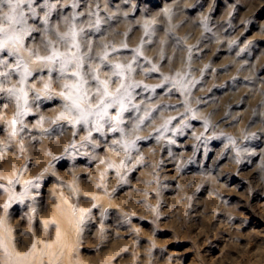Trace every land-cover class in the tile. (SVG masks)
Here are the masks:
<instances>
[{
    "label": "rangeland",
    "instance_id": "1",
    "mask_svg": "<svg viewBox=\"0 0 264 264\" xmlns=\"http://www.w3.org/2000/svg\"><path fill=\"white\" fill-rule=\"evenodd\" d=\"M0 264H264V0H0Z\"/></svg>",
    "mask_w": 264,
    "mask_h": 264
},
{
    "label": "snow or ice",
    "instance_id": "2",
    "mask_svg": "<svg viewBox=\"0 0 264 264\" xmlns=\"http://www.w3.org/2000/svg\"><path fill=\"white\" fill-rule=\"evenodd\" d=\"M9 18L11 19V17H9ZM137 51H138V50H137ZM45 59L51 61V60L54 59V56L46 57ZM121 67H122V66H121L120 64H116V65H115V68H116V69H121ZM129 70H131V69H130V66H129ZM116 74L119 75V72H117ZM74 75H75V73H74ZM97 79H98V78H97ZM101 83H102L103 86H104V95H106V96H110L111 93H109L108 90H107V82H106V81H102ZM45 87H47V85H46ZM66 87H68V86L66 85ZM68 99H69V100H72V106L75 107V108L77 109V111L80 112V119H79V122H86L87 116L90 115L91 113H87V112L81 110V109L79 108V105L76 104V101L72 98V96H69ZM106 107H107V105H105V108H106ZM98 113H99V110H98ZM103 114L106 115V112H104ZM29 184H31V182H29ZM5 207H7V205H5Z\"/></svg>",
    "mask_w": 264,
    "mask_h": 264
}]
</instances>
